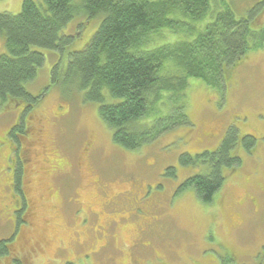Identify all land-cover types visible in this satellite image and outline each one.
<instances>
[{"label":"rangeland","instance_id":"obj_1","mask_svg":"<svg viewBox=\"0 0 264 264\" xmlns=\"http://www.w3.org/2000/svg\"><path fill=\"white\" fill-rule=\"evenodd\" d=\"M23 1L0 0V13L19 14ZM253 3L213 0V9L227 4L243 16ZM80 17L63 34L87 21L75 45L83 49L103 19ZM180 29L153 37L146 50L189 40ZM40 51L46 61L26 85L39 100L22 131L9 134L25 104L0 102V243L10 241L0 264H264V48L226 70L223 90L189 80L184 103L191 124L137 151L117 145L99 104L85 100L76 80H65L67 62L51 86L60 57ZM7 52L0 34V55ZM164 102L170 107L169 98ZM231 126L257 144L251 153L237 148L242 165L225 171L214 202L202 203L191 190L177 194L202 172L183 167L180 157L215 151ZM169 168L176 177L166 176Z\"/></svg>","mask_w":264,"mask_h":264},{"label":"trees","instance_id":"obj_2","mask_svg":"<svg viewBox=\"0 0 264 264\" xmlns=\"http://www.w3.org/2000/svg\"><path fill=\"white\" fill-rule=\"evenodd\" d=\"M81 2L78 7L73 0H24L19 14L0 13V34L8 51L0 55V102L25 104L19 114L21 121L10 129V135L22 131L24 116L38 103L26 85L36 79L46 61L40 50L60 57L51 86L59 82L60 68L67 62L65 80H76L85 100L99 104V115L117 145L137 151L161 135L191 124L184 103L189 80L223 90L226 70L264 48V0H254L243 16L227 4L214 10L213 0ZM77 17L89 23L103 19L83 49L75 45L87 21L79 23L76 32L63 34ZM197 24L204 25L199 28ZM181 27L189 32V40L146 50L153 37L165 31L179 35ZM170 68L177 73L172 74ZM167 98L170 107L163 106ZM256 144V138L241 136L231 126L215 151L183 154V167H197L202 172L181 183L177 194L191 190L202 203L212 204L226 182L225 171L235 172L242 165L237 148L251 153ZM166 176L176 177V169L169 168ZM26 206L24 202L23 209ZM9 242L0 243V255L9 254ZM15 264L24 263L16 260Z\"/></svg>","mask_w":264,"mask_h":264},{"label":"flooded vegetation","instance_id":"obj_3","mask_svg":"<svg viewBox=\"0 0 264 264\" xmlns=\"http://www.w3.org/2000/svg\"><path fill=\"white\" fill-rule=\"evenodd\" d=\"M19 123H20V121H19ZM26 132H28V130L26 131ZM89 153V152H88ZM87 153V154H88ZM25 170H26V166H24L23 165V169H22V172H23V174L25 175ZM23 185H24V181H23ZM24 200H23V202H25V203H27V206L26 207H28V197L26 196V193L24 192ZM28 222V221H27ZM29 223V222H28ZM30 224V223H29Z\"/></svg>","mask_w":264,"mask_h":264}]
</instances>
